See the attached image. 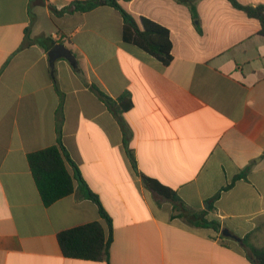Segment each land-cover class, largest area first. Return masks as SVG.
Masks as SVG:
<instances>
[{"label":"crops","instance_id":"crops-1","mask_svg":"<svg viewBox=\"0 0 264 264\" xmlns=\"http://www.w3.org/2000/svg\"><path fill=\"white\" fill-rule=\"evenodd\" d=\"M76 1L85 0H0V264H252L223 230L251 234L264 248L259 20L228 0H199L200 32L189 7L175 0L123 1L136 18L170 31L165 65L124 41L123 17L113 7L53 11ZM60 142L74 163L75 191L45 205L28 156ZM145 177L174 190L191 210L207 211L220 231L174 218L173 202ZM81 179L112 219L108 262L65 257L57 240L92 222L109 237Z\"/></svg>","mask_w":264,"mask_h":264},{"label":"trees","instance_id":"trees-1","mask_svg":"<svg viewBox=\"0 0 264 264\" xmlns=\"http://www.w3.org/2000/svg\"><path fill=\"white\" fill-rule=\"evenodd\" d=\"M131 0H85L76 1L72 5L61 11L53 10L56 14H65L71 12H89L97 7L106 5L117 9L124 21L123 39L141 48L145 52L154 56L163 64L168 65L172 60V40L170 31L161 24L146 18H136L127 9L122 2ZM178 3L189 7L193 21L197 29L202 32L200 17L198 13L199 0H175ZM235 8L244 11L250 18H255L261 23L260 34L264 36V4L245 5L238 0H228ZM96 95L107 105H113V100L107 96L98 87H93ZM123 100V109L131 107L130 101ZM123 129H126L124 121L120 118ZM133 164L136 166V160L131 150L128 151ZM29 165L45 205H51L57 200L71 195L75 191L76 176L69 171L68 164H73L71 157L60 142L59 145L51 146L46 149L34 152L28 156ZM76 168L77 175L80 177ZM242 177L237 175L232 184L223 190H228L232 185ZM146 184L155 192H158L165 198L173 202L174 211L178 213L173 217L185 219L188 223L196 227H211L217 232L220 231L221 225L216 221L207 219V211H193L171 188L163 185L159 181L145 177ZM82 188L87 198L92 200L99 208L101 217L105 220L110 234L107 238L104 226L100 222H92L77 226L58 234L57 240L61 252L65 257L73 259L91 260L96 262L109 261L110 246L113 240V223L112 219L105 210L99 196L95 194L88 185L81 179ZM219 194L215 196L217 199ZM213 199V200H214ZM248 234L242 245L247 252V258L252 264H264V248H258L250 241Z\"/></svg>","mask_w":264,"mask_h":264},{"label":"water","instance_id":"water-1","mask_svg":"<svg viewBox=\"0 0 264 264\" xmlns=\"http://www.w3.org/2000/svg\"><path fill=\"white\" fill-rule=\"evenodd\" d=\"M61 49V46H56L55 48H54V50L55 51H59ZM223 235L224 236H227V237H230V238H233L234 240H236L238 243H243V239L241 238V237H238V236H236V235H234V234H232L231 232H229V230L228 229H224L223 230Z\"/></svg>","mask_w":264,"mask_h":264},{"label":"rangeland","instance_id":"rangeland-1","mask_svg":"<svg viewBox=\"0 0 264 264\" xmlns=\"http://www.w3.org/2000/svg\"><path fill=\"white\" fill-rule=\"evenodd\" d=\"M176 214L178 213V211L177 212H175Z\"/></svg>","mask_w":264,"mask_h":264}]
</instances>
